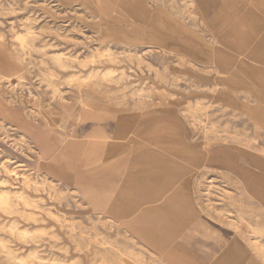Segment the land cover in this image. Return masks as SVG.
<instances>
[{
  "label": "rangeland",
  "instance_id": "374dc122",
  "mask_svg": "<svg viewBox=\"0 0 264 264\" xmlns=\"http://www.w3.org/2000/svg\"><path fill=\"white\" fill-rule=\"evenodd\" d=\"M0 194V264H264V0H0Z\"/></svg>",
  "mask_w": 264,
  "mask_h": 264
},
{
  "label": "bare ground",
  "instance_id": "6f19581e",
  "mask_svg": "<svg viewBox=\"0 0 264 264\" xmlns=\"http://www.w3.org/2000/svg\"><path fill=\"white\" fill-rule=\"evenodd\" d=\"M260 5V4H259ZM109 72V71H108ZM107 72V73H108ZM220 72V71H219ZM234 89V88H233ZM192 107V106H191ZM194 107V106H193ZM190 108V107H189ZM183 109V108H182ZM186 109V108H185ZM198 110V109H197ZM184 111V110H183ZM185 113V112H184ZM187 114V113H186ZM182 118H183V116H182ZM189 118V117H188ZM171 122H173V124H174V127H176V123H174V121H171ZM190 123V122H189ZM193 124V123H192ZM190 126V125H189ZM192 126V125H191ZM195 128V127H194ZM198 129V128H197ZM195 130H196V128H195ZM224 130V129H223ZM257 131V130H256ZM177 133H178V135L180 136V134H179V132L177 131ZM214 133V132H213ZM226 134V133H225ZM228 134V133H227ZM229 135V134H228ZM231 135V134H230ZM209 136V135H208ZM222 137V136H221ZM227 137V136H226ZM214 139H217L216 137L214 138ZM232 139V138H231ZM211 140V139H210ZM233 140V139H232ZM218 141V139L216 140V142H215V144L217 143V144H219V145H221L222 146V144H224V145H229V146H232L233 145V143L234 142H232V143H227V142H224V141H226L225 139H223L222 141V143H219V142H217ZM254 141V140H253ZM252 142V141H251ZM214 143V142H213ZM241 146V145H240ZM256 146V145H255ZM219 147V146H218ZM224 147V146H223ZM223 147H221V148H223ZM225 148V147H224ZM223 148V149H224ZM229 148L230 147H227L226 149H225V151L227 152L228 150H229ZM257 149H258V147H257ZM209 150V149H208ZM235 151V150H234ZM243 151V150H242ZM245 152H247V151H245ZM248 153V157H256L257 159H259V157H258V155H256V154H254L253 152H247ZM240 154V153H239ZM238 154V155H239ZM233 156H234V154H233ZM236 156V155H235ZM210 158H212V159H223L220 155H218V156H216V157H210ZM190 159V161H200V160H202L201 158H199L196 154L195 155H193L192 157H190L189 158ZM236 160H238V158L236 157L235 158ZM170 159L169 158H162V159H156V160H154V162H155V164H157L158 166L159 165H162V164H165V163H167V161H169ZM226 165H228L229 166V164H226ZM230 165H234L235 166V168H236V170H237V178L239 179V181L241 182V184L242 185H244L245 187H246V189H247V191H248V193L251 195V196H255V195H257V196H260L259 194H260V185L257 183V179L255 178V175L253 174V172L251 171V169L253 170V168H251L250 167V165L249 166H247L246 168L247 169H245V167H243L242 165H236V164H230ZM182 169L186 172V176L184 177V179H189V177L191 176H196V174L198 173V171H194V172H192V168H191V166L190 165H184L183 164V167H182ZM222 169V168H221ZM225 169V168H224ZM228 170V169H227ZM192 172V173H191ZM191 173V174H190ZM233 173V172H232ZM219 175V174H218ZM25 178H27V177H25ZM44 183V182H43ZM231 183V182H230ZM244 190V189H243ZM179 191L178 190H176V189H174L171 193H170V196L168 195V197H166L162 202H161V204H159L160 205V207L158 208V207H156V208H153L152 210L153 211H155V214H159L160 213V211L163 209V208H167L168 209V207H169V205L170 204H173L174 203V201H175V199L176 198H178V193ZM245 192V191H244ZM1 195V194H0ZM186 195V197L187 198H189V210H191L192 211V214L195 212L196 214L198 213V212H200V210H201V207L196 203V202H194L193 200H192V198L190 197V196H188L186 193L184 194V196ZM245 195V194H244ZM6 196V195H5ZM246 196H247V194H246ZM0 197H2V196H0ZM255 198V197H254ZM2 199V198H1ZM1 199H0V206L1 207H6V206H2L3 205V203H7L8 201H6V202H2L1 201ZM23 199V198H22ZM25 199V198H24ZM6 200V199H5ZM8 200V199H7ZM21 200V199H20ZM202 200V199H201ZM203 201V200H202ZM203 203V202H202ZM10 204H12V203H10ZM9 204V205H10ZM206 204V203H205ZM204 204V205H205ZM232 205V204H231ZM230 205V206H231ZM7 208V207H6ZM13 208H15V207H13ZM223 208H225V207H219V211L220 210H224ZM5 209V208H4ZM228 209V208H227ZM10 210H13V209H11V207H10ZM151 210V211H152ZM203 210V209H202ZM214 210V209H213ZM217 212V211H216ZM223 213H224V211H222ZM225 212H226V210H225ZM218 213H221V212H218ZM225 214V213H224ZM226 215V214H225ZM228 215V214H227ZM156 217V216H155ZM227 217V216H226ZM228 218V217H227ZM128 221H130L129 219H127ZM243 221V220H242ZM223 222V221H222ZM234 222H235V220H234ZM236 224V223H235ZM245 225V224H244ZM247 225V224H246ZM13 227V226H12ZM139 231V230H138ZM253 244V243H252ZM254 245V244H253ZM260 245V244H259ZM153 246L154 247H158V248H160V245H159V240H155V242L153 243ZM256 246V245H255ZM256 248V247H255ZM264 248V247H263ZM259 252V251H258ZM158 256H160L163 260H165L166 258L163 256V254H158ZM157 256V257H158ZM159 260V259H158ZM157 260V261H158ZM160 261V260H159ZM150 264V263H149Z\"/></svg>",
  "mask_w": 264,
  "mask_h": 264
},
{
  "label": "crops",
  "instance_id": "0c3cea01",
  "mask_svg": "<svg viewBox=\"0 0 264 264\" xmlns=\"http://www.w3.org/2000/svg\"><path fill=\"white\" fill-rule=\"evenodd\" d=\"M172 189L174 190V189H175V186H174ZM172 189H171V190H172ZM171 192H172V191H169L168 193H171ZM168 195H169V194H167L166 197H168ZM166 197H165V198H166ZM163 200H164V199H163ZM163 200H162V201H163ZM162 201H161V202H162ZM161 202H159V203H157V204H153L152 209H153V208H156V205L158 206L159 204H161ZM141 209H142V208H141ZM152 209H151V210H152ZM139 223H140V225H141L142 222H139ZM167 259H168V258H167Z\"/></svg>",
  "mask_w": 264,
  "mask_h": 264
}]
</instances>
